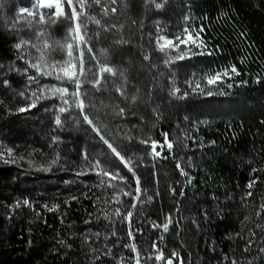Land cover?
Listing matches in <instances>:
<instances>
[{
  "label": "trees",
  "instance_id": "16d2710c",
  "mask_svg": "<svg viewBox=\"0 0 264 264\" xmlns=\"http://www.w3.org/2000/svg\"><path fill=\"white\" fill-rule=\"evenodd\" d=\"M188 1L192 13L187 24L189 32L195 35L203 26L201 39L207 45L206 48H197L192 44L196 56L189 61L196 63V69L193 70L194 76L189 78L190 85L197 88L198 83L196 91L200 102L214 103L218 113L186 128L181 148L175 127L183 125L182 113L165 114L169 111L167 105L161 106L160 110L156 103L159 84L163 81L159 74L163 71L160 72L155 63V40L152 38L155 28H159L152 22L155 19L164 21L169 13V22L162 27L171 28L177 20L172 22L176 18L170 11L177 14L178 5L173 8L165 4L155 13L152 0H117L115 5H109V9L116 7V13L109 10V15L103 16L101 7L93 0H86L92 7L85 11L95 14L101 24L98 28L95 23H88V31L100 35L90 39V46L93 51L98 46L107 49L111 55L109 65L124 71L126 95L121 96L115 90V85H125L124 80L105 76L100 90L82 83L83 113L75 107L59 113L58 108L62 105L55 97L39 99L35 107L19 112L18 108L27 107L31 102L25 97L32 91H37L40 85H50L49 82L58 85V82L41 76L38 82L30 84L28 76L35 75V70L24 73L27 65L18 58L19 52L14 44L21 37L34 41L37 27L46 28L53 39L61 42L65 34H57L54 24H33L19 30L14 19L23 17L27 24L31 18L21 14L20 9L32 10L33 0H0V65L5 69L4 79L0 80V153H4L0 158V264H122L114 255V245L117 238L130 242L129 227L136 245L149 237L153 254H158L152 247L156 242L165 255L162 264H166L172 252L178 253L173 264H180L181 260L183 264H230L231 259L244 264H264V209L261 208L264 204V0ZM105 3L108 0H100L101 6ZM153 11L155 19L151 14ZM180 14L181 20H186L185 12ZM111 24L115 28L105 32L103 27ZM121 36L127 43H116ZM28 51L35 62L38 53L34 49ZM209 51L211 55L207 54ZM59 53L57 49L51 58H66L65 53L62 57ZM89 55L85 49L86 75L91 78L87 69L92 66L95 71V61H90ZM145 56L149 58L145 60ZM233 65L240 75L229 73L230 78L222 76L214 84L207 82L210 76L223 73ZM10 68L19 71H9ZM166 76L163 77L165 83ZM3 80L9 81L8 87L3 85ZM229 83L231 88L227 87ZM137 89L141 92V99L148 100L146 111L153 126L151 132L144 133L140 139L148 140L150 146L145 155L152 159L157 172L167 174L169 179L165 197L173 222L168 233L154 229L153 223L145 218L144 209L138 205L130 225L122 217H115L117 208L124 214L130 210L132 199L120 195L123 206L111 201L110 190L101 185L102 177L90 169V164L99 160L103 166L105 159L112 161L113 170L118 169L126 178V188L136 187L133 175L103 141L96 150L89 151L87 135L80 128L84 114L92 110L102 112L104 122L116 135L128 131L123 138L124 148L118 150L117 147V150L125 159L131 158L132 166L136 167L143 145L138 144L132 130L143 123L133 117L136 106L130 104L128 95L132 98ZM71 90L73 88L68 90L70 103ZM209 91L211 95L207 94ZM21 92L25 95H19ZM11 93L21 100H9ZM115 99L130 113L128 118L117 115ZM57 115L61 118L60 125L55 123ZM8 120L12 128H9ZM33 128L36 134L30 136ZM16 129L18 134L14 133ZM163 133H168V139L174 141L172 153L165 147L161 157L153 158L151 141L163 143ZM92 135L99 139L95 132ZM128 136L134 142L133 146L129 144ZM8 148L12 149L15 162L7 156ZM181 149L185 152L184 157L180 156ZM157 151H160L159 147ZM84 153L88 154L87 160ZM57 156L58 162L50 170H39L41 165L47 167ZM177 160L186 175H181L177 169ZM78 171L85 174L76 175ZM135 172L138 177L142 173L140 170ZM250 180H256V183L248 189L246 185ZM171 189H175V194ZM249 191L252 195L242 199ZM73 196L77 199L71 200ZM24 199L34 207L21 204L15 208L16 202ZM44 205L59 207L49 211ZM106 213L110 219L104 218ZM97 232L99 237L94 235ZM112 232L117 234L116 237L111 236ZM105 236L109 238L105 239ZM248 239L253 243L250 250L244 252ZM105 245L112 249L111 256L104 255ZM97 256L100 258L96 259Z\"/></svg>",
  "mask_w": 264,
  "mask_h": 264
},
{
  "label": "snow or ice",
  "instance_id": "6c2138e0",
  "mask_svg": "<svg viewBox=\"0 0 264 264\" xmlns=\"http://www.w3.org/2000/svg\"><path fill=\"white\" fill-rule=\"evenodd\" d=\"M67 4L71 6V12L70 14H66L63 11V0H33L32 4V10L29 8H22L20 9L21 14H27V17H30L31 19L27 20V26L32 27L33 24L40 26V25H52L55 24L60 18H64L68 21H71L68 31L65 35L64 41L61 42L59 40L53 39L50 34L47 32L46 28L43 27H37V31L35 32V40H25L23 37L19 39V42L14 44V48L19 52V59L22 60L27 67L23 69L24 73L27 74V72L30 69L35 70V75L28 76V81L31 84L32 82L36 81L38 82L39 78L41 76L43 77H53L55 80L61 82V86L57 85H40L37 89V91H32L29 96H26V99H30V103L27 107H20L17 109L19 112L28 111L30 108L35 107L37 100L47 98V97H58L59 101L62 106L58 108L59 113H65L66 111H69L71 108L75 107L78 108L81 113H83V109L85 107L84 104V98L81 95V88L82 83H87L92 86V88L96 90H100L101 81L105 80L104 74L107 73L108 79L115 78L119 76L122 80L125 81V85H115V90L119 92L121 96H125L126 92L124 90V87L126 86V77L124 74V71L122 69H117L113 66H110L107 59L104 60L97 59L96 55L92 52V47L90 46V39L91 37H88V23L92 22L95 23L98 28L101 27L100 20L96 19L95 14H88L85 9H90L92 7L91 4H87L86 0H77V5L80 8V11L77 12V5H73V0H66ZM153 3H155V0H152ZM93 3L97 5L98 7H101V13L103 16L109 15V10L112 14H115L117 9L116 7L112 6L109 9V5H115L117 3V0H108V3H105L103 6L100 4V0H93ZM155 7L157 9L163 7V3H155ZM45 9L49 11H44ZM52 9H55V11H51ZM83 17V19H81ZM190 19V18H186ZM109 28H115L114 24H111L109 26H104L103 30L105 32L109 31ZM184 39H181L180 36H176L175 40H178L180 44L187 45L189 41L193 45H195L197 48H201L203 46L204 48L207 47V45L204 43V41L201 39V33L204 31L203 26L200 27V30L193 35L192 32H189L188 28H184L183 30ZM95 35H99V32H97ZM87 37V38H86ZM161 41H164L162 44ZM199 41V43H197ZM117 44H124L127 43V40H125L122 36L116 40ZM156 45L159 51L161 52H167L166 45H171L175 49L179 48V44H173V40L167 39L163 35H159V28H158V34L156 37ZM28 49H34L38 55L35 57V62H33V58L31 56V53L28 51ZM57 49H60L62 52L65 53V59L63 60H55L52 59V53L55 52ZM85 49L88 51L89 60L95 61V71L93 70L92 66H89L87 69V72L91 74V78H89L86 75L85 70V60H84V51ZM75 53V54H74ZM207 54L211 55V52L209 51ZM149 57L145 56L144 59L147 60ZM179 58H183L180 56ZM166 64L169 63L168 60L164 61ZM77 64H79V68L77 70ZM0 67H3V65H0ZM19 71L15 68H10L9 71ZM229 73L240 75L238 69L235 65L231 66L230 69L224 70L223 73H216L213 76H210L207 80L209 84H214L217 81H220L223 77H229ZM67 81L68 83H71L73 87V91L71 93V103L69 101L68 97L69 92L68 88L62 86L63 82ZM242 84H246L247 81H241ZM3 85L5 87L9 86L8 80H3ZM106 86V84H105ZM197 88H199V84L196 85ZM227 87L231 88L232 84H228ZM201 91H203L201 89ZM180 93L179 88L173 89L171 95L178 96V98H184L188 95L187 92L183 93L182 95H178ZM208 95H211L212 92L209 91L207 93ZM19 95L24 96L25 94L23 92L19 93ZM86 95V94H85ZM34 98V99H33ZM132 100H135V96L132 97ZM120 114H123L124 109L121 108ZM84 121L91 125L93 130L97 133V135L100 136V139L103 141L105 145H107L108 149L111 150V152L119 158L120 162L124 165L125 168L129 172L132 173L136 187H135V195L132 194L131 190H122L120 189L118 184L113 183V181H116L119 179L120 181H126L125 177L120 176L119 170H108L104 168L99 160H95L91 162L90 169L95 170L96 175L101 176L102 179L100 181L102 186H107L109 188H112L116 191H114L110 197L111 201H114L121 206H123V202L120 199V195H123L125 197L131 196L132 198V204L130 205V210L126 212V214L121 213L120 208H117L115 210V217H122L124 220H126L129 225L131 223V218L133 215V211L137 207V202H140V195L142 192V189L140 187V178L136 175L135 168L132 166V160L131 158L125 159L124 155H121V152L117 150L116 147H113V144L109 142L108 139H106L103 135L100 134V129L93 123L92 119H89V116L87 114L83 115ZM55 123L57 125L61 124V118L59 115L55 118ZM164 136V142L159 143L158 141L152 140L151 141V154L153 158L161 157L163 155V151L165 147L169 151V153H172V149L174 146V141H171L168 139V133H163ZM131 139V137H129ZM141 143H148V140H143ZM160 148V151H157V148ZM4 153H0V158H3ZM7 156L11 159V162H15V157L13 156V151L11 148L7 149ZM85 160H87L88 154H83ZM166 158V157H165ZM59 157L57 156L56 159L52 160L50 164L47 167H44L43 165L40 166L39 170H45L48 171L51 169V166L56 164L58 162ZM5 162H9L6 160ZM31 165V162H30ZM177 169L180 171L181 175H186L183 168L180 165L179 160H177L176 163ZM253 172L256 171L255 168L252 169ZM85 174L83 171H78L76 175H83ZM107 178V179H104ZM65 183H72L71 181H65ZM256 183V180H250L249 183L246 185L248 189H251L253 185ZM172 193L175 194V189H171ZM144 194L146 196L147 201H151L153 199L152 196H149L146 194V189L144 190ZM183 194V193H181ZM158 195V193H157ZM252 193L249 191L246 193L245 197H242V199H246L247 197H250ZM71 200L77 199V197L73 196L70 198ZM68 203V201H66ZM23 204L24 206L28 207H34L31 205L30 201L27 199H24L22 202L17 201L15 204V208H19ZM44 208L48 209L49 211L56 210L59 205H54L52 208H48L47 205L43 206ZM261 208L264 209V204L261 205ZM39 215V213H38ZM105 219H110L109 215L105 214ZM99 219V217H98ZM245 219H248L245 217ZM173 222L172 214L169 213L165 217V222L162 224H156L153 223L152 227L155 228H162L163 232L167 233L169 230V226ZM128 237L130 238V243H125L124 247L131 249L134 253V256L132 259L135 261V264H141V256L140 252L136 247V244L134 243V236L131 230V227H129L128 231ZM94 235L99 237L100 233L97 232ZM116 233L112 232L111 236L116 237ZM252 236H255V233H252ZM108 236H105V239H108ZM161 240H163V237H160ZM253 240L248 239L245 247L243 249L244 252H248L252 246ZM119 244V239L117 238L116 243L114 246H117ZM70 247V245H69ZM153 249L158 253L155 255V257L148 255L146 259L151 260L155 259L157 261L164 260V253L162 250H160L157 247L156 242H153L152 245ZM106 251L104 252V255L111 256L112 255V249L109 248L107 245H105ZM93 252L97 251V249H92ZM264 251V249H262ZM100 257L97 256L96 259H99ZM178 258V253L172 252L171 258L167 259L166 264H173V259ZM120 261H124L125 258L121 256ZM180 264H183V261H180ZM230 264H244L243 261H237L236 259H231Z\"/></svg>",
  "mask_w": 264,
  "mask_h": 264
},
{
  "label": "rangeland",
  "instance_id": "374dc122",
  "mask_svg": "<svg viewBox=\"0 0 264 264\" xmlns=\"http://www.w3.org/2000/svg\"><path fill=\"white\" fill-rule=\"evenodd\" d=\"M161 2L163 3V5L166 4V5H169L170 7L174 6L173 8H175L177 5L180 7L179 9L176 8V9H178L177 14L173 11H170L171 13L175 14V18H176V19H172V22L175 20H177V22L173 23L171 25V28L166 29L162 26H163V24H165V22L166 23L169 22L168 21L169 13L166 14L168 18H166L163 21V20L155 19L154 11H153L151 14H153L152 17L155 20L152 22V24H154L155 27L159 26V35H163L167 39L173 40V44L174 45L179 44V48L175 49L171 45H166V49H167L166 53L159 51L157 48V45H156V37L158 34V27L155 28V31H154L155 35H152L153 40H155V43H154L155 44V48H154L155 63L158 65L157 69L160 72L163 71L159 74V76L161 77V79L163 81L161 84H159V96H157L156 103L159 105L158 108L160 110L163 106L167 105V107L169 108V111H165V114L167 113L168 115H170V113H178V112L182 113L181 116H182V120H183L182 121L183 125H176L175 131L177 134L176 139H177L178 143L181 144L180 147L183 148L184 140L182 139L183 138L182 134L185 133L186 128L190 127L191 124H193L196 121L204 120V119L209 118V117H213L218 112L215 109L214 103L206 102V103L202 104L198 98V92L196 91L197 88L193 87V85H190L189 78L194 76L193 70L196 69L195 68L196 63L189 61L190 58L196 56V50H195V48L192 47L191 41H189L188 44L185 45V44H180L178 40H175L176 36H180L181 39L185 38L182 30L187 27L189 19L181 20L182 14H180V12H185V15L187 16V18H189L190 15L192 16V13L189 11V7H188V6H190L188 4L190 2L189 1L187 2V0H185V2H179L178 0H164V1H160V2L156 1L155 3H161ZM184 4L186 6H184ZM73 5H76L75 0H73ZM62 6H63V11L66 14H70L71 6H69L67 4L66 0H63ZM154 8H155V13H157V10H159V9H157L156 7H154ZM44 11H49V10L45 9ZM13 17H15V16H13ZM190 19H191V17H190ZM15 20H17V24H18L17 28L19 30H20V27H22L23 29L28 28L27 24L25 23V19L23 17L22 18L20 16L17 18L15 17L14 21ZM70 23H72V22L68 21L64 18H60L54 24V26L56 27V33L59 34L60 36L63 34L66 35ZM188 30H189V28H188ZM87 31H88V29H87ZM65 35H64V38H65ZM88 36L89 37L92 36L91 39L93 40V37L99 38L100 35H98V36L93 35L89 30ZM34 39H35V37H34ZM161 43L163 44L164 41H161ZM58 50L60 51L59 56L62 57V54L64 52H62L60 49H58ZM92 52L96 55L97 59L104 60L106 58L108 63L110 64L111 55H109L107 49L101 48L98 46V47H96V50L95 51L92 50ZM180 56H182L183 58H179ZM165 60H168L169 63L166 64L164 62ZM160 67L162 68V70H160ZM3 71H5V69L3 67H0V80L4 79ZM166 74H167V76H166ZM104 76H108V74L105 73ZM165 76L167 77V79H166L167 83H165L166 81H165V79H163V77H165ZM51 78H53V77H51ZM119 78L120 77L117 76L113 79H119ZM52 80L55 83L58 82V83H56V84H58L57 86H61L60 81H56L54 78ZM49 84L50 85H48V86L55 85L54 83H50V82H49ZM62 86L67 87L68 90H70L71 88L74 87L71 83H68L67 81H64ZM175 88H179V90H180V93L178 95H182L185 92H187L188 95L184 98H178V96L171 95L173 89H175ZM70 92H72V90ZM9 94H10V92H9ZM133 96H135L134 101L128 95V98L130 100L129 101L130 104H132L133 106H136V111H135L136 113H134L132 115L135 118L138 117L139 119H141L142 123H143L142 125H139V126L135 127L134 130H132V134L137 139V142H139L138 144L140 146L143 145V147H142L143 153L139 154V163H137L136 167H134L135 170L142 171V173L139 176L140 187L142 189V192L140 195V202H137V205L141 206L144 209L145 218L148 221H150L152 223H156V224H162L165 222L166 215L171 213V210L169 209V206L166 203V197H165V188L169 182V179H168L167 174H165L163 172H160V173L157 172L158 170H156L154 168L155 164L153 163L152 159H150L148 156L145 155L146 151L147 152L149 151L150 146H148L145 143H141L142 140H140V139L142 138L141 136L144 133L149 134L152 130V127H153L151 124L152 123L151 120L148 119V112L146 111V108H147L146 102L148 100L143 99V97L141 99V97H140L141 92L139 91V89H137V91L135 92V94ZM68 97H66V98H68ZM55 99L56 100L58 99V103H60L58 97H55ZM9 100L14 101V102H18V100H21V99H19V97L15 93H11V97L9 98ZM115 101H116L115 111H116L117 115L119 114V116H121V117L128 118L130 113H127V111H126L127 109H125V106L120 101H118L117 99H115ZM22 102H19V103H22ZM121 108L124 109L123 114H120L119 110ZM178 108H180V109L178 110ZM90 110H92V109H90ZM52 111H54V107L52 108ZM52 111H51V113H54ZM87 115L89 116V119H92L93 123L100 129V134L103 135L106 139H108L109 142L113 144V147H116V148L118 147L119 148L118 150H121V148H124L123 138H126V136L129 134L127 130L124 131L123 135H118V134L116 135V133L108 127V124H106L104 122L102 112H100V111L97 112V111L92 110L91 112H88ZM81 122H83V123H80V126H81L80 128L84 131L85 135H87V144H88L87 148L89 149V151L93 152V150H96L97 147H99L101 145L102 140L100 139L99 135H98L99 139H94L92 134L95 131L93 130L92 126L87 124L84 121V119ZM10 123H11V121L9 122V120H8L7 124L9 126H10ZM9 128H12V127L10 126ZM14 133L18 134L19 130L16 129L14 131ZM12 134H13V132H12ZM34 134H36L35 128L31 129L30 136H32ZM128 138H129V136H128ZM129 142H130L129 144H131L133 146L134 142L131 139L129 140ZM71 149H73V148L71 147ZM184 154H185V152L183 151V149H181L180 156L184 157ZM181 161L184 162V159H182ZM113 166H114V163L112 161H110L108 159L104 160V164H103L104 168H106L108 170H113V168H114ZM114 183L118 184L120 189H122V190H125V191L131 190L132 194L135 195V188H129V187L126 188L125 187L126 181H120L118 179V181L114 182ZM106 189L110 190L111 195L114 191H116V190L109 188L107 186H106ZM145 189H146V194L153 197V199L151 201L146 200V196L144 194ZM157 193H158V195H157ZM127 198L132 199L131 196H127ZM193 219H194V217H193ZM193 224L196 227V224L194 222H193ZM158 229L163 231L162 228H158ZM169 229H170V226H169ZM168 232H169V230H168ZM118 239H119V244L117 246H115V248H114V251H115L114 255L118 258V260H120L119 258L121 256H123L125 258L124 261H121L122 264H135V261L132 259V257L134 256V253L132 252L131 249L124 247V244L127 242H124V240H122L121 238H118ZM130 242H133V241H130ZM136 247L140 252L141 264H162L165 261V259L159 260V261H157L155 259H151V260L146 259L148 255H151L153 257H155V255H157V254H153L150 250V242H149L148 236H146L144 238V240H142L141 242H138ZM143 254L145 255V258H142V257H144ZM142 259H145V261H143Z\"/></svg>",
  "mask_w": 264,
  "mask_h": 264
}]
</instances>
